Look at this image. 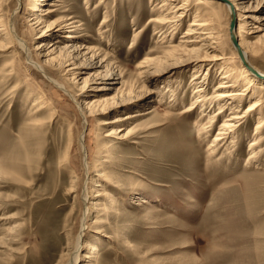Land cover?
Instances as JSON below:
<instances>
[{
	"label": "rangeland",
	"instance_id": "1",
	"mask_svg": "<svg viewBox=\"0 0 264 264\" xmlns=\"http://www.w3.org/2000/svg\"><path fill=\"white\" fill-rule=\"evenodd\" d=\"M4 1L10 5L5 17L16 12L11 21L27 40L32 59L70 93L29 64L15 43L8 46L9 39L0 37V161L19 160L26 166L0 176V264H61L80 227L85 183L93 197L88 219L93 226L77 264H264V126L262 141L249 145L257 121L264 118V88L256 85L252 97L235 102L244 112L259 98L262 113L243 118L215 156L209 143L231 109L217 116L205 140L198 137L199 128L218 106L207 102L205 115L201 108L180 114L198 94H213L222 64L236 63L231 57L232 17L225 5L189 0L191 10L162 42L158 24L151 20L166 12L157 7L160 0H59L56 7L51 0ZM235 2L244 30L251 31L244 49L264 71V0ZM42 8L61 12L48 16ZM198 11L216 19L225 59L191 62L189 56L198 53H174L138 74L143 57L177 44ZM40 12L45 20L35 32ZM66 16L80 22L72 30L79 35L73 43L94 47L93 54L66 62L69 31L38 36L53 19ZM42 41L47 45L40 51ZM54 42L61 54L49 61L44 53ZM257 47L260 54L253 51ZM73 64L81 70L77 77L65 71ZM95 81L106 88L90 89ZM198 87L202 90L196 92ZM103 94L112 99L101 109L92 101ZM141 111L149 112L104 123ZM120 126L134 132L120 139ZM107 132L112 134L105 136ZM102 169L116 180L114 188L99 175ZM111 198L116 208H111Z\"/></svg>",
	"mask_w": 264,
	"mask_h": 264
},
{
	"label": "bare ground",
	"instance_id": "2",
	"mask_svg": "<svg viewBox=\"0 0 264 264\" xmlns=\"http://www.w3.org/2000/svg\"><path fill=\"white\" fill-rule=\"evenodd\" d=\"M57 1L59 0H51L50 4L56 7L58 5ZM5 2L4 0H0V37L2 39H9V43H11L8 46H12L14 43L17 45L19 48L22 49V51L25 53V57L27 59V62L31 65H33L35 68L39 69L46 78L55 84L56 86L62 88L63 90L67 91L70 93L69 89L60 81L57 79L51 77L48 75L43 66L36 61L35 59H32L31 56V51L29 49V46L27 44V40L17 32L16 25L14 22L11 21V15H15V11L11 13L10 15L8 14L5 17V12L4 8H8L10 5L3 3ZM161 2V3H160ZM196 4H203V3H214L216 1L214 0H196ZM219 3L224 4L225 7L228 9L231 17L234 13V18L235 20L238 19V23L236 22L235 28L232 30V32L236 35L237 40H238V45L243 51V55L245 60L249 63L247 64L241 59L238 48L234 44V54L231 56L236 63H234V66L230 67L227 65H221L220 70H219V77L220 80L217 83L215 87V91L213 94L208 97L207 95H199L193 99V101L185 105L182 110L180 111V114H186L189 113L193 110H197L198 108H201V111L203 112V115L207 114L205 112V104L207 102L213 103V105H217V110L210 115L208 123L201 125L199 128L200 131H198V137L202 140H205L209 136V131H211L212 128L211 126L214 125L215 120L217 119V116L223 114L226 110H230V114H228L223 121L220 123V127L216 131V134L213 136V139L209 143L208 150L211 155L215 156L219 152L220 145L221 143L228 138L231 135V132L236 129L242 122V119L245 118L249 113L260 110L261 105L263 101L259 98H254V100L247 106V108L242 112L239 106L235 103L238 98H243L246 96L252 97L253 90L252 88L256 85H260L262 88H264V71H261L254 63H252L251 59L248 56V53L246 49H244V44L247 42L246 41V35L250 34L251 31H245L244 30V22L241 17V13L239 12V7L235 0H218ZM190 1L189 0H183L180 3H178L175 0H160L159 3H157L158 8L166 9V12L164 13H158L154 18L151 20L158 24V26L155 27L156 29V34L159 36V40H162L164 42V38L167 37V33H170L171 35H174L175 30L178 25L179 21L183 20V16L188 14V12L191 10V7L188 8ZM19 4V0H18ZM38 4V3H37ZM191 4V3H190ZM6 5V7H5ZM233 6V7H231ZM58 7V6H57ZM201 7H199L198 10H200ZM63 9V8H62ZM17 10V8H16ZM68 10V9H66ZM64 10V11H66ZM41 11L46 12L48 16H53L58 13H60L59 8H48V9H41ZM160 11V10H159ZM39 12V11H38ZM66 13V12H65ZM68 14V13H67ZM245 14V13H244ZM238 16V17H237ZM246 16V15H245ZM46 17V16H45ZM35 21L33 22L36 24L32 29L36 32L37 29L39 30L40 27L42 26V23L44 22L45 19H43L41 12L39 15L35 17ZM233 20V17H232ZM63 22V23H62ZM78 22L77 19H75L72 16H66V18L63 17V19H53L49 25L45 27L43 31L38 36H46L48 31L51 30H56V32H61L64 30L69 31L67 34V37L70 38L72 43L66 44L68 46L67 51L68 55L66 56V62L70 61L71 59L78 57L79 55H84L87 53H94L93 49L94 47H89L84 44L82 45H76L73 43V39H76L79 35L77 32L72 31L75 30L78 27ZM232 22V21H231ZM80 23V22H79ZM33 24V25H34ZM216 24V19L207 16L206 14H201L200 11L196 13L193 17V19L190 21L189 26L186 28V31L184 34L181 35L182 39L179 40L177 44L170 45V49H162L159 54L153 55V54H147L146 56L143 57L141 62L138 64L139 71L138 74H141L143 72H148L151 70V67H154V63H158L159 61H165L168 59L171 55L174 53H185L191 55V53H198V57L192 58V56H189V60L192 62H198V61H203L205 60H213L214 62H217V60H223L225 59V53L222 50L221 47V39H220V34L217 30V28L214 26ZM41 25V26H40ZM42 28V27H41ZM169 28L171 29L169 31ZM259 28V27H258ZM141 30V29H140ZM255 30V29H254ZM229 32L231 35V27L229 26ZM170 39H172V36H169ZM58 40V39H57ZM167 40V39H166ZM232 41V40H231ZM246 41V42H245ZM233 43V42H232ZM47 45L45 42H41L38 44V47L40 51H42ZM133 45V44H131ZM43 47V48H42ZM169 47V46H168ZM42 48V49H41ZM154 49V48H153ZM153 51V50H152ZM253 51L256 54H260V49L257 47L256 49H253ZM48 55V60L52 61L54 56H59L61 54V48L56 45V43H52L49 45L48 50L44 55ZM196 55V56H197ZM188 56V55H187ZM195 56V55H194ZM188 59V58H187ZM219 62V61H218ZM215 65V64H214ZM213 66V65H212ZM79 65L73 64L70 66L68 69H65L66 72L70 71L69 74L72 76H78L81 73V70H78ZM253 68V69H252ZM252 69V70H250ZM65 72V73H66ZM165 72V71H163ZM167 72V71H166ZM197 74V73H196ZM143 76V75H142ZM118 82V81H115ZM245 82L247 83L245 87L240 88V85ZM95 85L91 86L90 89L92 90H102L103 88H106L105 86L102 85V81L97 82ZM263 84V85H262ZM244 85V84H243ZM239 86V87H238ZM202 87H198L195 91H201ZM263 96V95H262ZM213 98L211 99H206V98ZM258 97V96H257ZM112 99V96L108 97L105 96L104 94L92 101L94 105H99L101 106V109H103L102 104L110 101ZM114 101V100H113ZM262 101V102H261ZM39 108H42L41 104L39 105L38 108L34 109L29 115L36 114L37 110ZM203 108V109H202ZM263 111V110H262ZM149 111H141V112H136L132 113L130 115H127L126 117L123 118H114L113 120H106L104 123H109L112 121L116 120H122L125 118L129 117H134L138 115H144L147 114ZM260 112V111H259ZM258 112V113H259ZM262 112H260L261 114ZM214 121V122H213ZM34 123L36 121H30V123ZM88 122V120L85 118V123ZM124 124V123H123ZM264 126V118L260 119L257 121L256 126L254 127L255 133L257 134L255 138L253 139L252 142H250V146H256L258 143H260L261 135H259V130ZM125 130V131H124ZM133 129H125V127L120 126L118 128V138L120 139H125L128 136H130L133 133ZM112 132H107L105 136L111 135ZM233 135V134H232ZM170 139V138H169ZM264 140V137L262 138ZM261 139V141H262ZM79 140L81 142V148H82V154H83V159L85 158V164L87 165L88 163V148L86 146V132L82 131L80 134ZM136 141V140H133ZM160 142V141H159ZM171 142V141H170ZM251 150V149H250ZM252 153V152H251ZM64 156L66 157L64 161H68L69 155H68V149L65 151ZM28 159V158H27ZM99 168H101L100 163L98 164ZM26 167V166H25ZM24 167V164L17 160V161H7V160H2L0 161V176H7L8 174L16 173L24 171L26 168ZM16 176V174H14ZM100 176H104L105 180L108 181L107 186L109 188H114L116 186V180L109 175L105 169H102L99 172ZM18 177V176H17ZM20 178V177H18ZM74 180V179H73ZM99 185V183H97ZM75 184L72 185L74 187ZM93 189V188H92ZM89 186L85 183L81 189L80 193V201H81V210L82 214L80 217V227L77 232V234L74 237V241L72 245H70L69 252L64 253L62 255L61 264H77L80 257H81V251L84 246V238L86 236L87 230L92 229V224L89 222V214L91 210V205L93 203L92 200V195L90 193ZM75 188L70 189V192H74ZM100 193L97 192V195ZM110 195V194H109ZM108 196V195H107ZM113 196V195H111ZM110 196V197H111ZM146 201V200H145ZM110 204H114L111 208H116V199L111 198ZM109 210V209H108ZM109 214V213H108ZM98 220V219H97ZM93 221L96 223V221ZM106 220V219H105ZM99 232V231H98ZM71 244V243H70ZM9 249V248H8ZM84 256L86 257H92L90 254H85ZM227 256V255H226Z\"/></svg>",
	"mask_w": 264,
	"mask_h": 264
},
{
	"label": "water",
	"instance_id": "3",
	"mask_svg": "<svg viewBox=\"0 0 264 264\" xmlns=\"http://www.w3.org/2000/svg\"><path fill=\"white\" fill-rule=\"evenodd\" d=\"M223 1H225L226 2V0H223ZM231 7H233V6H231ZM232 17H233V20H232V22H231V24H230V27H231V40H232V42H233V44L235 45V46H237V48H238V52H239V55H240V57H241V59H243V61L247 64V66L249 65V63L245 60V58H244V55H243V51H242V49L239 47V45H238V40H237V37H236V35L232 32V30L235 28V25H236V18H234V13H233V15H232ZM249 67L251 68V66L249 65ZM253 69V68H252ZM252 69H250V70H252Z\"/></svg>",
	"mask_w": 264,
	"mask_h": 264
}]
</instances>
